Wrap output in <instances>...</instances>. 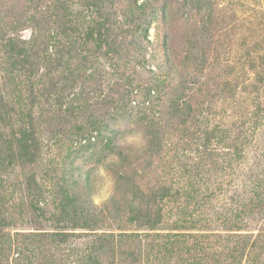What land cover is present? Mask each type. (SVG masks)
Instances as JSON below:
<instances>
[{
	"label": "rangeland",
	"instance_id": "rangeland-1",
	"mask_svg": "<svg viewBox=\"0 0 264 264\" xmlns=\"http://www.w3.org/2000/svg\"><path fill=\"white\" fill-rule=\"evenodd\" d=\"M0 264H264V0H0Z\"/></svg>",
	"mask_w": 264,
	"mask_h": 264
},
{
	"label": "trees",
	"instance_id": "trees-1",
	"mask_svg": "<svg viewBox=\"0 0 264 264\" xmlns=\"http://www.w3.org/2000/svg\"><path fill=\"white\" fill-rule=\"evenodd\" d=\"M26 144H27V141H25V142L21 141L19 143L18 148L20 149V152L18 153V159L23 157L25 153L29 152L28 151L29 146ZM3 162H6V161L3 160ZM83 225H85V223ZM85 226H87V225H85Z\"/></svg>",
	"mask_w": 264,
	"mask_h": 264
}]
</instances>
